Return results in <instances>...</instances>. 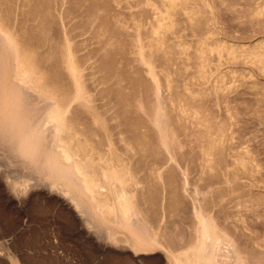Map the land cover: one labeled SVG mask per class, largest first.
<instances>
[{
	"label": "rangeland",
	"instance_id": "1",
	"mask_svg": "<svg viewBox=\"0 0 264 264\" xmlns=\"http://www.w3.org/2000/svg\"><path fill=\"white\" fill-rule=\"evenodd\" d=\"M0 30L73 102L61 146L104 219L0 163V264H186L206 219L212 264H264V0H0Z\"/></svg>",
	"mask_w": 264,
	"mask_h": 264
},
{
	"label": "bare ground",
	"instance_id": "2",
	"mask_svg": "<svg viewBox=\"0 0 264 264\" xmlns=\"http://www.w3.org/2000/svg\"><path fill=\"white\" fill-rule=\"evenodd\" d=\"M10 35L11 34H8L7 31L0 30V163L3 164L4 167L6 168V169L5 168L3 169L4 170L3 172L1 171L2 174L5 176L9 173L18 172L22 168H25V171L27 172L28 175L32 176L33 178H39L41 180H46V182L47 181L49 182L48 186H51L52 188H55L56 190H61L62 194L65 193V195L69 198L70 202L75 204L76 208L77 207L79 208L77 211H79V215H80V218L82 219L83 224L84 223L88 224L89 217L90 219L96 218L98 220L100 219L104 220L102 212L98 210L99 201L95 200L94 199L95 196L93 197L92 194H90L91 191L88 189L89 187L88 188L86 187L87 180L85 182L84 181L85 177H82L79 174L83 172V171L79 172V166H80V165L78 166L79 163H75L73 159H71L72 161L70 162L69 161L70 159L68 160L69 156L67 155H71V154L68 153L69 151L66 152L67 150H65L67 148L69 150V147H66L65 145V149H64L61 146L62 145L61 143L64 142V141L61 142L60 140L61 135L63 134L66 128V116L65 115L70 109V106H71L70 104L73 102L70 101L71 103L69 104L68 101H66L67 98L66 100H62L61 102H58L57 100L58 96L55 94V92H53V90L50 93L49 92L44 93V90H43L44 76L42 74L43 73L42 70H40V68H38L36 64H34L32 61L28 60L27 57L24 56L23 52H21V50L18 49L17 45L13 42ZM37 53L38 52H36V54ZM157 111H156V114L154 115L155 123L157 124L158 128H160L161 135L163 137L164 136L163 130L164 129L166 130V127L164 128L165 120L161 115L162 113L160 112L162 110L158 108ZM164 137L166 138L167 136H164ZM63 144H65V142ZM70 158L72 157L70 156ZM115 173L116 172H113L112 174L113 177L115 176L117 177V174ZM14 176L17 177V175L15 174ZM6 178L7 176H5V179ZM13 179H15V177ZM18 180L19 178L17 179V181ZM96 181H93V182H96ZM6 182L8 186L9 185L11 187L13 186V188L15 187L14 184L17 185L15 189L16 188L18 190L23 189V188L19 189V186L22 184L18 186L17 182L12 183L11 181H8V180ZM37 182H40V181L38 180ZM60 184L62 185L61 189L59 188L60 186L58 187V185ZM30 186L33 187L32 185ZM25 187H24V190H25ZM97 190L99 191L98 186H97ZM11 191L13 190L11 189ZM32 191L33 189L30 192ZM26 192H28V190L25 191V193ZM20 194L18 195L20 196ZM28 194L30 193L28 192ZM89 194L90 196H92V198L89 196ZM103 203L105 202L103 201ZM106 207L108 208V204ZM128 208H131V207L129 206ZM121 209L123 208H120V211ZM128 211H131V210L128 209ZM129 215L130 214L128 213V217ZM121 216L122 217L119 220H117L118 222H116V224L114 225L127 228L131 232V236L134 239V241L140 244L141 249H147V250L150 249L152 244H154V240H153L154 236H151L146 230V228L144 227V225H142L141 223L134 222L135 220L130 221L131 219L130 217H129L130 219H127L126 217L124 218L123 215ZM125 216H126V213H125ZM200 218L203 220L202 217ZM105 221H108V219H105ZM207 221L208 219H206V221H204L203 223L200 222L198 225L200 226L201 224V233H199V235L201 234L200 237L202 240L198 244L197 248L199 249L201 248V249L200 251H197V252L194 251L196 252L194 253V257L193 255L190 256L193 259L188 257L192 260V263H204V262L210 263L211 262L212 264L213 259H215L212 251L214 250L216 246H218L216 244L217 240H215L216 232H215V229H213L212 226H210ZM92 223H93V220H92ZM115 226L112 225L111 232L114 231L113 228ZM105 232H107V230ZM113 234H115V232H113ZM195 234L196 232L194 233V235ZM111 238H112V234H111ZM208 241L210 244L207 243ZM190 244H193V243H190ZM228 245L231 246V243ZM206 246H208V248ZM221 249L223 250L224 247ZM182 250L184 252V249ZM189 250L190 249H187L188 252ZM187 251H186V255L189 256L190 254L188 255ZM187 256H186V259L188 261L187 262L185 261V262L186 264H190L191 260L188 259ZM215 256H217V254ZM225 257L226 259L228 258L227 256ZM233 257L231 258L234 259V261H236L235 262L236 264H238L239 256L237 255V253H236V256L234 258ZM178 260L173 259L171 260L170 264H178L179 263ZM232 261H230V263Z\"/></svg>",
	"mask_w": 264,
	"mask_h": 264
}]
</instances>
